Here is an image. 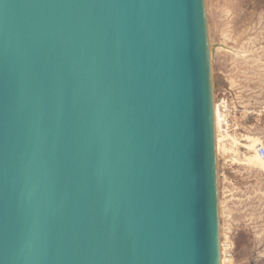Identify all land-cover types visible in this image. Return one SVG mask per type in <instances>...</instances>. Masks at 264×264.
Here are the masks:
<instances>
[{"label":"water","instance_id":"95a60500","mask_svg":"<svg viewBox=\"0 0 264 264\" xmlns=\"http://www.w3.org/2000/svg\"><path fill=\"white\" fill-rule=\"evenodd\" d=\"M210 93L202 0H0V264H218Z\"/></svg>","mask_w":264,"mask_h":264},{"label":"rangeland","instance_id":"374dc122","mask_svg":"<svg viewBox=\"0 0 264 264\" xmlns=\"http://www.w3.org/2000/svg\"><path fill=\"white\" fill-rule=\"evenodd\" d=\"M202 4L206 44L212 47V100L216 90L229 84L239 88L246 110L221 132L227 134L226 146L241 159L256 153L249 137H260L264 144V0ZM230 156L222 149L215 156L218 244H231L235 264H264V159L260 157V167Z\"/></svg>","mask_w":264,"mask_h":264},{"label":"built area","instance_id":"2783aa9c","mask_svg":"<svg viewBox=\"0 0 264 264\" xmlns=\"http://www.w3.org/2000/svg\"><path fill=\"white\" fill-rule=\"evenodd\" d=\"M213 107L215 116L218 119L220 132L228 130L235 122L236 117L246 113L243 105L239 88L231 86L216 90L213 95ZM248 112V111H247ZM258 155L264 159V144L256 145ZM219 257L223 264H235L233 259V249L229 242L220 241Z\"/></svg>","mask_w":264,"mask_h":264},{"label":"bare ground","instance_id":"6f19581e","mask_svg":"<svg viewBox=\"0 0 264 264\" xmlns=\"http://www.w3.org/2000/svg\"><path fill=\"white\" fill-rule=\"evenodd\" d=\"M208 45H207V54L209 56L210 55V49L212 47L209 48V46H211V45H209V46ZM213 51H214V48H213ZM208 65H209V63H208ZM210 100H211V118H212V129H213L214 156H216V154L220 151V149H222L224 152L229 151L230 154L232 155L230 157H232V159L235 160V162L239 160L241 162L243 161L246 164H251V165L257 164L258 166L262 167L263 163L261 162V158L258 155L257 151H256V153L249 154V155L244 154L243 157L241 159H239V158H237L238 156H235V154H234L235 151L231 147L226 146V143H224V142H225V139L227 137V134L220 132V130H222V129L219 128L218 119L215 116V110L213 107V100H212V94L211 93H210ZM249 138L251 141L250 146L254 147L255 150H256V145L259 143H262L261 139H259L260 137L258 138V137L254 136V137H249ZM215 176H216V173H215ZM218 264H223L222 261L220 260V257H219Z\"/></svg>","mask_w":264,"mask_h":264},{"label":"snow or ice","instance_id":"6c2138e0","mask_svg":"<svg viewBox=\"0 0 264 264\" xmlns=\"http://www.w3.org/2000/svg\"><path fill=\"white\" fill-rule=\"evenodd\" d=\"M194 145H195V137H194V133H193L192 137H191V142H190V156H191L192 151L194 150ZM195 201H196L195 176H194V172H193V185H192V192H191V197H190V219H191V223H192V227H193L194 231L196 228Z\"/></svg>","mask_w":264,"mask_h":264}]
</instances>
